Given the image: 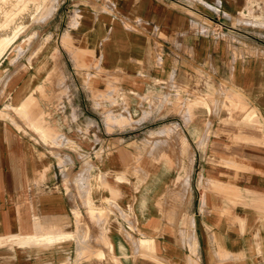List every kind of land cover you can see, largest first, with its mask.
Listing matches in <instances>:
<instances>
[{
  "label": "crops",
  "instance_id": "crops-1",
  "mask_svg": "<svg viewBox=\"0 0 264 264\" xmlns=\"http://www.w3.org/2000/svg\"><path fill=\"white\" fill-rule=\"evenodd\" d=\"M250 7L262 10L264 0H59L43 32L19 35L16 41L48 45L23 59L26 46L13 44L0 58V72L20 65L37 75L30 82L33 74L11 76L10 100L30 94L42 113L51 112L62 77L60 99L76 105L75 119L71 112L48 119L62 124L63 137L83 134L85 141L42 144L25 127L0 122V239L55 237L45 248L1 245L0 264H264V33L259 23H241ZM46 72L54 77L49 85ZM88 72L125 90H150L152 103L165 100L146 116L151 137L164 136L156 124L169 118L173 102L155 81L182 98L207 92L216 111L198 107L187 119L177 111L187 159L181 147H146L137 167L139 129L106 138L89 115ZM223 89L240 94L241 112L224 101ZM87 119L97 133L81 127ZM112 202L106 222L87 219L89 208L97 216ZM77 212L86 223L76 224ZM78 230L92 251L76 261Z\"/></svg>",
  "mask_w": 264,
  "mask_h": 264
},
{
  "label": "rangeland",
  "instance_id": "rangeland-1",
  "mask_svg": "<svg viewBox=\"0 0 264 264\" xmlns=\"http://www.w3.org/2000/svg\"><path fill=\"white\" fill-rule=\"evenodd\" d=\"M5 1L6 3H4ZM15 1L0 0V31L3 29H9L12 32V30H14L20 24L23 27L21 33L25 32L27 34L28 32L31 33L33 31L43 32V25L48 21L49 17L52 15L54 8L59 3V0H40L42 3L41 7H38V11L34 14L33 9H36V4H38L39 0H34V2H32L31 0H17L16 2ZM7 2L10 3L8 4ZM262 10L256 9V7H250L246 9L239 15L241 23H245V25H248V27L250 28L256 27L257 23H259L258 25L261 29V32L264 33V15H262L264 9ZM26 34L23 33L21 35ZM262 39L264 40V37ZM46 45H48V41L43 39H28L26 45L22 44L21 40L18 39L12 46V49H21L23 46H26L27 56L24 57V52L21 53L23 54V56L21 55V58L29 59L35 52H37V50L42 49V47H46ZM7 50L8 49H6L0 55V58L5 55ZM7 59L9 60L11 58ZM10 69V71L0 72V77L2 78V80L0 81V102H2L0 104V122L7 124V127H9L8 125H10L11 127H14L20 132H22L25 127V130H29L38 134L40 137L39 141L42 144L52 145V143H57L59 147H84L82 144V142L85 141V138H83V134L77 135L74 138H68L66 136L63 137L60 132V130L63 128L62 124L58 123L57 120H55V117L53 116L51 117V120L48 119L51 114L64 115L70 112L73 115V119H75L74 115L76 112V105H66L62 102V99H60L61 96L64 95V89L62 87H59L60 84L62 85V77H56L57 90H55L54 93L57 95V100L56 102L54 101L52 103V111L42 113L38 105L34 103L33 99L21 98L20 94L17 93L11 101L7 91V81L11 76H20L22 74H26L29 77L33 74L29 79L30 81H32L33 79H37V75L34 74L33 71H22L23 67L20 65H13ZM52 76V72L44 73L43 80L46 85L52 83V79L54 78ZM106 79L109 78H107L101 72H88L86 73V75H84L85 93L88 94L90 100V104L88 105L89 115L98 117V119L100 120V125H104V131L108 134V136L106 137L107 139L116 136H112L111 133L123 132L124 130L129 128L139 129V135L136 139L137 142L133 146L135 147V164L137 167L140 165L141 161H143L146 147H184L187 154V147H189L188 141L183 136L180 139L178 138L179 130L177 125H175L174 123L177 111L178 113L182 114L186 113V119L189 118V116H192V112L198 107H201V109H203L206 113L208 112V114H210V112L216 111V104L214 102H210V96L207 92H191L189 94L190 97L182 98L176 93V89L171 87V84H166V86L164 87H161V85H156L157 87H159L160 92L161 90L164 91L165 98L172 95L170 102H173H171L172 105H170L171 103L164 104L167 106L170 105L171 107L169 111L170 115L165 116L166 118H169L163 122H159L158 124H156L159 130L162 129L164 131V136L151 137V135H147L148 132L145 131V125L147 122L146 116L148 114V111L151 110V108L153 109V107L157 108L163 106L161 105V101L165 100H161V98L157 97V103H152L153 99L151 98V96L153 95H150V90H147V93L143 92V90H141V92L135 90H125L117 87L116 84L107 82ZM92 81L95 82L93 83ZM37 90L43 95L42 89ZM222 91V97L224 101H230L229 107L231 105L233 107L234 112H241L238 111V106L241 101L240 94L232 89L228 92H226L224 89ZM233 101H236V103H234ZM153 104L156 106H153ZM224 105L221 106L222 110L225 109ZM228 111L230 113L229 116L231 117V119H234V116L232 115V110L228 109ZM252 114L253 113L251 112L249 113V115ZM90 126L93 129L94 133H97L98 126L95 121L87 119L81 124L82 128H88ZM50 127H52V131L49 130ZM136 170L138 171L139 168H136ZM108 204V206L106 205V209H103L101 212H98L97 216L94 212L95 210L89 208L87 219H89L91 223L95 224H101V222H106L107 214L110 213L111 207L114 205V202H112V204ZM115 208L117 209V207ZM83 217L86 218L85 216ZM84 222L85 221L77 212L76 224L81 225L84 224ZM84 236L85 235L78 230L75 237H73L76 241H83L77 242L78 246L75 249V252L73 253V256L75 257L74 260L76 261L88 256L92 251L91 247L89 246L92 243V240H90L88 236ZM7 239L9 240L8 242ZM38 240L40 241L29 243L25 239H21L19 237H10L0 240V246L2 245L3 247L21 248L22 246L27 247L28 245L31 247L35 245L38 246L41 243L42 247H47L46 243L53 242L55 238L48 240V238L46 237H41Z\"/></svg>",
  "mask_w": 264,
  "mask_h": 264
},
{
  "label": "bare ground",
  "instance_id": "bare-ground-1",
  "mask_svg": "<svg viewBox=\"0 0 264 264\" xmlns=\"http://www.w3.org/2000/svg\"><path fill=\"white\" fill-rule=\"evenodd\" d=\"M15 1V0H14ZM17 1V0H16ZM15 1V2H16ZM32 2H34V0H31ZM4 3H6V1L4 2ZM8 3V2H7ZM10 3V2H9ZM8 3V4H9ZM41 1L39 0V2H38V4H36V9H33V13L35 14L37 11H38V9L41 7ZM10 6V5H9ZM31 6H32V4H31ZM39 7V8H38ZM30 16H33V15H30ZM87 18V17H86ZM88 18H89V16H88ZM106 20V19H105ZM91 21V20H90ZM30 23V22H29ZM107 23V22H106ZM92 24V23H91ZM22 29H23V27H22V25H18L14 30H12V32L9 30V29H3V30H1L0 31V55L6 50V49H9V47H11L13 44H14V42L16 41V39L19 37V34L22 32ZM113 32V31H112ZM68 38V37H67ZM67 40V39H66ZM28 41V39H25V40H23L22 41V44H25L26 45V42ZM108 42V41H107ZM128 43V42H127ZM105 45V44H104ZM126 45V44H125ZM126 48V47H125ZM104 56V55H103ZM9 61V60H8ZM94 69V68H93ZM95 70H96V68H95ZM30 81V80H29ZM93 83L95 82V81H92ZM94 85V84H93ZM33 88H35V87H33ZM25 91V90H24ZM23 91V92H24ZM21 94H22V92H21ZM21 94H20V96H21ZM26 98H31V99H33L32 98V96L30 95V94H28L27 95V97ZM228 103V102H227ZM203 104V103H202ZM205 105V104H204ZM203 105V106H204ZM208 111V110H207ZM207 114H208V112H207ZM264 121V120H263ZM233 122V121H232ZM49 130H51L52 131V127H50V129ZM242 139V138H241ZM247 141V140H246ZM243 142V141H242ZM171 149H172V147H171ZM179 149V148H178ZM171 151H173V149L171 150ZM182 151V154L184 155V157H186V151H185V148L184 147H181V150H180V152ZM179 152V151H178ZM257 152V151H256ZM255 152V153H256ZM165 153V152H164ZM188 154V153H187ZM264 154V153H263ZM170 155V154H169ZM180 155V154H179ZM254 155V154H253ZM170 158V157H169ZM176 159V158H175ZM172 160V159H171ZM179 160V159H178ZM186 160V159H185ZM173 161V160H172ZM180 162V161H179ZM255 162V161H254ZM262 162V161H261ZM173 163H174V161H173ZM175 163H177L178 164V162L176 161ZM223 165V164H222ZM176 166H178V165H176ZM177 168V167H176ZM178 169V168H177ZM176 169V170H177ZM187 169V168H186ZM185 171V170H184ZM184 173H187L188 174V172H184ZM183 173V174H184ZM185 175V174H184ZM233 175H234V173H233ZM113 181V180H112ZM212 184V183H211ZM216 185V184H215ZM178 186V185H177ZM179 187H181V185L179 186ZM220 188H221V186H220ZM182 189V188H181ZM219 193V192H218ZM214 194V193H213ZM177 195H179V194H177ZM220 195V194H219ZM115 235V234H114ZM58 236V235H57ZM60 236V235H59ZM41 237H46V238H48V240H51V239H54L55 237H52L51 235H40V237L39 238H37V236L35 237V236H33V235H31V236H29V237H25V238H21V239H25L27 242H29V243H33V242H36V241H40V240H38V239H40ZM75 237V236H74ZM20 238V237H19ZM114 238V237H113ZM15 239V238H14ZM1 240V239H0ZM13 240V239H12ZM118 240V239H117ZM9 240L7 239V242H8ZM5 242V241H4ZM42 242V241H41ZM45 242H47V241H45ZM51 243V242H50ZM144 243V242H143ZM148 243V242H147ZM146 243V244H147ZM37 244V243H36ZM45 248V247H44ZM117 251V250H116ZM153 262V261H152Z\"/></svg>",
  "mask_w": 264,
  "mask_h": 264
},
{
  "label": "built area",
  "instance_id": "built-area-1",
  "mask_svg": "<svg viewBox=\"0 0 264 264\" xmlns=\"http://www.w3.org/2000/svg\"><path fill=\"white\" fill-rule=\"evenodd\" d=\"M217 26L219 27V29H223V25L222 24H217ZM219 29H217V31H219ZM154 84L158 85V86L161 85V87L166 86V82H164V81H155Z\"/></svg>",
  "mask_w": 264,
  "mask_h": 264
}]
</instances>
